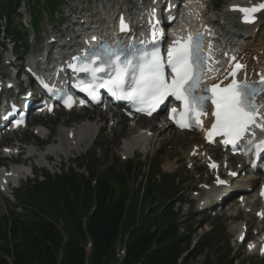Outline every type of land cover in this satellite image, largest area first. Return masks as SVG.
<instances>
[{
    "label": "trees",
    "instance_id": "obj_1",
    "mask_svg": "<svg viewBox=\"0 0 264 264\" xmlns=\"http://www.w3.org/2000/svg\"><path fill=\"white\" fill-rule=\"evenodd\" d=\"M23 2L38 26L44 9L54 11L59 0H0V20H8V34L19 40L14 17ZM140 176L133 164L102 173L96 164L89 177L64 175L27 188L20 196L23 214L0 219V264H119V243L125 245L121 264H187L185 254L205 256L204 264H232L214 235L192 249L193 229L180 232L178 215L167 205L174 183L159 164L135 190ZM151 203L157 206L146 213Z\"/></svg>",
    "mask_w": 264,
    "mask_h": 264
},
{
    "label": "snow or ice",
    "instance_id": "obj_2",
    "mask_svg": "<svg viewBox=\"0 0 264 264\" xmlns=\"http://www.w3.org/2000/svg\"><path fill=\"white\" fill-rule=\"evenodd\" d=\"M259 8H264V4H261ZM259 8L238 10L245 13V18L249 19L247 14L258 11ZM126 28L127 25L121 18V31ZM201 48L202 37L194 39L189 36L187 44L169 48L167 64L163 62L158 48L131 56L106 50L103 56L97 53L79 68L74 67V70L89 74L93 81H98L90 85L93 90L106 88L117 98L150 105L152 110H155L156 106L162 104L169 96H173L185 102L186 110L199 109V114H207L204 111L205 105L211 99L215 105L213 115L216 121L212 131L226 136L225 143L235 147L239 141L245 139L252 126L264 130V123H258L260 109L255 103L256 97L264 92V76L260 84L256 86L233 80L227 87L221 88L219 84H214L203 94H197L196 89L200 86L204 73L210 70L206 67L208 58L202 54ZM70 67L73 66L70 65ZM236 67L239 69L242 65L238 64ZM166 69H168L167 72ZM98 73L108 74V79H103L102 76H98ZM232 75L235 76V72ZM209 93L212 95L209 96ZM138 110L145 111V108L141 107ZM172 111L175 112L176 109ZM148 114H151V111ZM259 120L264 121V116H259ZM180 126L188 127L189 125L181 122ZM209 135H212V132ZM251 135L255 136V132H251ZM255 148L259 152H264V141L256 144ZM260 215L264 216V213ZM251 247L253 245H249V248Z\"/></svg>",
    "mask_w": 264,
    "mask_h": 264
},
{
    "label": "rangeland",
    "instance_id": "obj_3",
    "mask_svg": "<svg viewBox=\"0 0 264 264\" xmlns=\"http://www.w3.org/2000/svg\"><path fill=\"white\" fill-rule=\"evenodd\" d=\"M82 1L84 2V0H78V1L60 0L62 11L66 12V11H68V10H66V9H68V6L69 7H75V6L79 5ZM229 1H231V0H217V4L225 5ZM213 4L214 3H212V5ZM19 12L22 14L23 25L25 27L29 28L30 27L29 15L26 12V6L24 4L22 5ZM218 12H219L218 13L219 15H222L224 13V9L220 8ZM60 15H61V13L55 14V19L52 20V18L47 17L44 14L43 20H42V25L40 26L41 31L37 34L43 37L46 32H47V36L50 35V33L53 31V29L56 26L59 29H62L64 26L58 21L61 19ZM263 27H264V24H263ZM31 33L32 32H30V34ZM259 43L261 44L262 47H264V28H263L262 33L257 37L256 43H254V44L256 45ZM0 72L5 73L3 69H0ZM90 114H92V113H86L84 115H77V114L66 115V114H63V115L58 116L55 119H51L48 121L45 120L44 123H45V125H47V131L52 133L53 138L60 139L59 137L61 134L62 135L64 134L65 128H67L69 130L70 128H73L75 125L76 126L79 125L80 122L84 121ZM95 116H94L93 120L91 118L90 121L92 120L94 122H99L100 121V120H98L99 117L96 118ZM154 124H156V123L153 122L148 127H151L153 132L159 131L156 127H154ZM80 126H82V125L80 124ZM101 126H103V123H100V127ZM125 127H128V126L124 125L123 132H124ZM60 129L63 132L60 133V131H59ZM130 129H132L131 130L132 134L136 133V129H133V128H130ZM118 130H120V129L118 128ZM32 131H33V129H31V131L29 132V134L31 136H26L24 138V141L28 142L27 147L28 148L29 147H41V145L39 144V142H37V140L32 139V136H33ZM122 133H120V132L116 133V131L112 132L109 129H105L104 133L99 136L98 140H99L100 147H98V157H99V159L101 161V165H102V167L100 168L101 173L104 170L108 169L111 165L117 163L118 159H120L121 164L128 162V161L123 160V159L127 158V156H123L124 151H123L122 143H123L124 138L122 137ZM178 134L181 135L182 133H178ZM62 135H61V138H63ZM165 135L166 134L164 132L161 136L165 137ZM169 136H172V138H174V141L175 142L177 141V142L176 143H174V142L164 143L161 140H159L157 142V138H156V141H154L153 143H155V142H157V143L155 145H153L152 147H147V151L149 152L148 155L143 156L144 155L143 154V148L144 147H141L140 152L134 156L133 161L135 162L137 167H147L149 165V160L152 157L154 158L155 156L158 155V156H160V160L162 162L163 172L177 174L180 176V179L182 182H186V185L182 186V197L181 198L183 200H186L187 205L182 204L181 206H178L177 208L182 209V212L185 215V218H187L188 220H185L182 223L183 226L180 228V232L185 234L186 228L189 225H191V226L197 225L195 227L196 233L191 235V241L193 244H195L198 241H201V239L205 236V234L208 233L209 231H211L212 228L215 226L217 228L218 240L221 242L222 246H224V249H231L233 251V256H235L236 258H239L242 256V258L240 259L238 264H242V263L248 264L249 261L251 262V264H260V263L264 264V261H261L258 258H256L255 263H253L254 260H252L250 258L246 259L243 249L242 248L238 249L235 247V244H234L235 233L232 231L231 226L233 225V222L236 219L230 218L228 216L230 214H225L223 217H221V215L214 217L213 215H208V214L207 215L206 214L200 215L198 213L188 215L189 214V207H190L189 204L191 205V207H195L196 202L194 204L192 203V199H194L195 196H193L192 193L195 190H197L196 185L198 184L197 180L199 179L198 175H195L192 172H188L186 169V166H189L188 165V160H189L188 153H189V150L191 149L193 144H198L201 141L195 139L194 136H192V135H187L186 137H184V136H179L177 134L175 135L174 133H170ZM64 137L66 138L65 135H64ZM35 142L37 143V145ZM62 144H63V141H62ZM15 146L16 145L13 141V147H15ZM94 150H97L95 146H91L90 148L83 147L78 152V154H72V155H70V157L68 155L67 159L63 158L62 160H59L56 158L55 161L53 163H51L49 167H47V164L46 165L41 164L36 160L29 163L28 166H32V167L37 166L36 169H39L40 175L45 174L48 176H56V175L61 173V170H67L68 171L69 169H72L73 164L75 162L81 163V160L83 158L85 159V158H89V156H93ZM26 151H27V149H26ZM211 152L214 153L215 150L212 149ZM23 153L25 154L26 152H23ZM63 153L66 154L65 151H63ZM25 157L26 156H23L22 160ZM74 158H75V161L70 163V161H73ZM94 158L95 157H93L92 159H94ZM59 161H62L61 166H60ZM44 166H46V167H44ZM51 166H52V169H51ZM42 167H44V168H42ZM196 168H198V167L196 166ZM77 172L80 175H82L84 173L83 171H79V169H77ZM203 179H205V175H203ZM30 181H33V179L29 180L28 182H30ZM143 183H144V180H142V178H139L138 180L132 182L133 188L136 190L137 186L139 184L142 185ZM177 183H180V182H177ZM23 185H25V183ZM234 203L235 202H233V204ZM13 205H15V199H14L13 194H8V196H6L5 198L0 197V219L9 214L10 208ZM228 208L229 207L225 208L226 213H227L226 210ZM208 217H209V221L207 223V220H205V219H207ZM237 229H238V226H237ZM117 247H118L117 253L119 252V254H120V251H121V253L123 252V254H124L125 245L123 243H119ZM120 255H119V257H122ZM191 256H192V254H191ZM184 259H185V261L186 260L188 261L187 264H204V257H199L196 260H192V259L188 258L187 254H186ZM118 263L121 264V261L118 260Z\"/></svg>",
    "mask_w": 264,
    "mask_h": 264
},
{
    "label": "bare ground",
    "instance_id": "obj_4",
    "mask_svg": "<svg viewBox=\"0 0 264 264\" xmlns=\"http://www.w3.org/2000/svg\"><path fill=\"white\" fill-rule=\"evenodd\" d=\"M198 0H194L192 1L191 3V9L194 10L195 12L198 10L197 8L199 7L198 5ZM112 13V12H111ZM113 14V13H112ZM111 16V14H110ZM43 33V32H42ZM115 37H117V35H115ZM253 38V36H252ZM109 42V41H106V43ZM101 43H104V41H102ZM241 50L243 51L244 54L248 53V48L247 49H243L241 48ZM261 49L257 50V51H260ZM219 70H222V69H219ZM96 118L99 117L101 118L103 116V114H95ZM92 118V117H91ZM83 124V123H82ZM81 124V125H82ZM90 127V126H89ZM154 127H156L161 133H160V136L166 131V130H163V128L161 127V125L159 124H154ZM87 130L88 132L86 134H83V135H80V134H76L74 135L73 139H69V135L71 132L73 131H70L66 134V138H61V140L63 141V147H64V151L66 154H64L66 156V159L68 158L67 156L70 155L71 153H77L81 148H83L85 145H88V143H96V139L94 137V134L91 132V129H88L87 126H80V130ZM131 130L130 128L128 127H125L124 128V132H123V135L126 139H128L129 143L127 146H126V149H125V155H129L131 153L132 150H134V148L136 147V145L138 143H144L145 146H147L148 144L149 145H152V143L154 141H156V136L154 135L152 139H148L147 137L145 136H142L141 134H138V132L132 134L131 133ZM148 132H153L152 129H150ZM186 133H182L181 136H185ZM193 147H191V150L189 151V153H191L192 151H197L195 149H193ZM23 152H25V150H23ZM52 153L56 154L58 156V158H62V156L59 154V152H56V151H52ZM48 154L47 156L44 157L45 160H50L51 158H53V154ZM188 153V154H189ZM201 153V151H200ZM24 154V153H23ZM39 158L37 155H32L31 158ZM61 166V165H60ZM26 173V171L24 170H19L17 171V174L19 175H22ZM258 180L257 177L256 178H249L248 180H240L238 181V183L236 184L237 186H245V187H251L250 184H253L254 181ZM248 183V184H247ZM244 190H248L246 188H244ZM213 193V192H212ZM210 193V195L212 194ZM254 197L246 200L245 203H247V207H251L252 206V200H253ZM236 210H232L231 211V214H233ZM238 230L240 232L241 230V227L238 226Z\"/></svg>",
    "mask_w": 264,
    "mask_h": 264
}]
</instances>
